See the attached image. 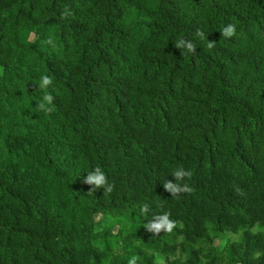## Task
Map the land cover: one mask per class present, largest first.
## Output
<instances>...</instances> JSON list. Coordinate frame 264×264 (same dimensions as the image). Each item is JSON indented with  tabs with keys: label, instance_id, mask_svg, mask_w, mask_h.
<instances>
[{
	"label": "trees",
	"instance_id": "obj_1",
	"mask_svg": "<svg viewBox=\"0 0 264 264\" xmlns=\"http://www.w3.org/2000/svg\"><path fill=\"white\" fill-rule=\"evenodd\" d=\"M96 167L111 192L85 183ZM176 167L192 175L172 198ZM132 254L264 264V0H0V264Z\"/></svg>",
	"mask_w": 264,
	"mask_h": 264
},
{
	"label": "clouds",
	"instance_id": "obj_2",
	"mask_svg": "<svg viewBox=\"0 0 264 264\" xmlns=\"http://www.w3.org/2000/svg\"><path fill=\"white\" fill-rule=\"evenodd\" d=\"M238 25L233 22H226L220 28L222 37L232 39L237 34ZM196 38L201 41L207 40V43L204 45L207 48H212L215 42L209 41L207 36L202 33L200 30L196 31ZM175 46L181 50V53L184 58L185 53L193 52L196 47L194 46V40L186 39L185 36H180L174 40ZM38 85V90L43 94L38 101V107H35L45 114L51 113L54 111L56 105L54 103L55 97L48 91L52 87V79L47 74H40L39 79L35 82ZM39 113V112H38ZM88 174L84 177L85 183L93 185V190L103 188L104 192H111L113 189V184L109 182V178L106 175L105 171L96 167L90 171H87ZM171 174L175 177V182L165 180L164 187L172 194V198H175L181 192L189 191V186L184 183L181 184L180 181L184 180L186 177L192 175L191 171L182 167H176L171 171ZM176 222L170 218L169 214L164 212L158 215L153 216L152 219L147 220L145 227L153 233V235L164 232H171L175 227ZM111 257H109V261ZM138 257L135 254H132L128 259L126 264H137ZM106 264L108 262L106 261Z\"/></svg>",
	"mask_w": 264,
	"mask_h": 264
},
{
	"label": "rangeland",
	"instance_id": "obj_3",
	"mask_svg": "<svg viewBox=\"0 0 264 264\" xmlns=\"http://www.w3.org/2000/svg\"><path fill=\"white\" fill-rule=\"evenodd\" d=\"M100 218V216L97 218V219H99ZM230 239H237V236H235V235H230ZM217 244H219L218 242H217ZM159 264H166L164 261H162V260H160L159 261Z\"/></svg>",
	"mask_w": 264,
	"mask_h": 264
}]
</instances>
